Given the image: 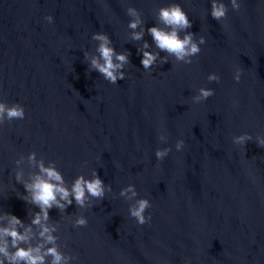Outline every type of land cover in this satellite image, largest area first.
Here are the masks:
<instances>
[{
  "label": "water",
  "instance_id": "obj_1",
  "mask_svg": "<svg viewBox=\"0 0 264 264\" xmlns=\"http://www.w3.org/2000/svg\"><path fill=\"white\" fill-rule=\"evenodd\" d=\"M173 2L187 11L194 39L206 37L191 64L161 52L148 33L164 27L159 10ZM223 2L228 14L216 21L211 0H0V100L26 110L23 120L0 125V246L10 255L56 247L67 264H264V148L257 145L264 140V0H240L239 11ZM129 7L141 20L136 29L128 26L137 18ZM95 33L129 56L116 84L92 67L100 58ZM146 41L159 53L149 70L141 64ZM236 67L243 68L238 83ZM213 72L218 82L208 80ZM200 87L215 94L193 103ZM245 133L246 145L234 142ZM163 147L171 151L161 161L155 153ZM41 163L69 189L77 177L98 174L103 200L89 196L80 207L70 197L45 220L25 187L43 175ZM129 185L135 196L121 194ZM142 198L151 201V221L139 225L130 210ZM79 217L87 226H76ZM3 229L26 239L13 246ZM52 260L44 255V264ZM0 262L27 264L3 252Z\"/></svg>",
  "mask_w": 264,
  "mask_h": 264
},
{
  "label": "clouds",
  "instance_id": "obj_2",
  "mask_svg": "<svg viewBox=\"0 0 264 264\" xmlns=\"http://www.w3.org/2000/svg\"><path fill=\"white\" fill-rule=\"evenodd\" d=\"M231 7L239 11L241 8L240 0H230ZM127 14L129 16L137 17L129 23V27L136 29L141 23L139 19V14L137 9L134 7H129L127 9ZM228 14V6L223 2V0H211V16L216 21H224ZM45 19L51 23L54 17L52 15H47ZM164 27H160L154 24L148 28V33L151 35L153 41L155 42L157 48L161 52H166L169 56H174L176 61H183L185 64H191L194 56H197L201 52V45L206 43V37L201 36L199 41L194 39L195 34L188 32L187 30L191 28L192 21L189 19L187 11L178 2H173L167 6H163L159 10L157 17ZM224 27L227 29L228 25L225 23ZM170 29V30H169ZM181 32L185 34L181 36ZM143 31L134 32L133 39L140 40L143 38ZM93 38L99 40L101 43L98 47V52L100 58H93L91 61L92 67L99 71L106 80L112 84H116L118 80H123L125 78V73L123 71H118L122 69L125 64L130 63L129 56L127 53H117L114 47H110V39L104 33H95ZM148 48L147 41L144 44V50H142V60L141 64L145 70H149L157 61L159 53H153L146 50ZM117 63H114L113 58ZM103 60V63L100 62ZM167 62L166 60L164 61ZM243 68L236 67L234 79L238 83L242 78ZM221 77L213 72L209 74V81H219ZM215 94V90L209 87H200L198 94L192 97L193 103H200L207 100L209 97ZM26 116V110L24 105L20 103H13L9 105L7 102L0 100V125H3L5 121L11 122L13 120H23ZM160 139H163L161 136ZM251 135L245 133L234 138V142L240 145H246V143L251 140ZM259 147L264 148V140L257 141ZM175 147L178 151L183 150L185 147V140H177ZM171 151L170 147L158 148L156 150V157L158 160H163ZM30 159H35V154L30 156ZM40 171L43 174L38 175L35 178L34 183L26 185V189L32 192V202L38 204L41 211L44 214V219L48 218V209L52 208L55 204L60 209L66 207L61 201H66L68 205H71L72 199L74 198L77 205L83 207L86 202L87 197H93L97 200H103L105 196V183L100 178L98 174H94L91 179H85L83 175L76 178L75 182L69 189L64 185V178L62 174L56 170L54 167H44L43 163L40 164ZM128 191H132V196L136 195L135 190L131 185L122 191V195L126 194ZM59 197V199H57ZM151 201L148 198L139 199L135 206L130 210V216L136 219L139 225H144L150 223L151 214L145 215L146 210L150 208ZM40 215L38 214L33 223H40ZM13 221L15 223H20V218L13 216ZM88 221L84 217H79L76 220V226H87ZM6 236L12 237L13 246L19 241L25 240L26 237L19 234L15 229H3ZM49 232V229L45 227L41 232L44 236ZM54 237L51 235L47 236V241L49 243H54ZM39 252V248L35 250ZM0 252H3L9 260L18 262L24 260L27 264H44V255H50L53 257L52 264H67L66 257L60 253L56 247L48 248L44 255H34L33 249H22L18 248L14 254H9L5 246H0ZM2 264V262H0ZM185 264H191L190 259L185 262Z\"/></svg>",
  "mask_w": 264,
  "mask_h": 264
}]
</instances>
